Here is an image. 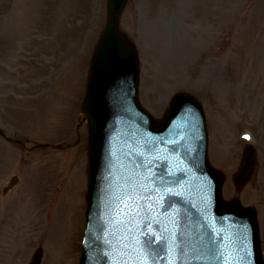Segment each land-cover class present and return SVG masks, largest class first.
<instances>
[{
    "label": "rangeland",
    "instance_id": "1",
    "mask_svg": "<svg viewBox=\"0 0 264 264\" xmlns=\"http://www.w3.org/2000/svg\"><path fill=\"white\" fill-rule=\"evenodd\" d=\"M106 19L107 0H0V129L44 146L27 152L0 136V264H26L38 246L44 264L48 255L50 264H79L89 149L82 104ZM121 29L137 46L140 102L155 119L179 92L202 104L224 199L257 209L264 253V0H131ZM248 143L256 170L238 189ZM59 199L67 209L55 227Z\"/></svg>",
    "mask_w": 264,
    "mask_h": 264
},
{
    "label": "water",
    "instance_id": "2",
    "mask_svg": "<svg viewBox=\"0 0 264 264\" xmlns=\"http://www.w3.org/2000/svg\"><path fill=\"white\" fill-rule=\"evenodd\" d=\"M128 2L108 0L83 105L90 159L80 264H264L255 208L222 200L198 101L176 95L158 125L140 106L138 52L119 27ZM255 159L248 146L239 186Z\"/></svg>",
    "mask_w": 264,
    "mask_h": 264
},
{
    "label": "bare ground",
    "instance_id": "3",
    "mask_svg": "<svg viewBox=\"0 0 264 264\" xmlns=\"http://www.w3.org/2000/svg\"><path fill=\"white\" fill-rule=\"evenodd\" d=\"M41 129H42V131H45L44 127L42 125H41ZM62 207L67 209V206L65 204L62 205ZM62 207H61V199H59L58 202H57V206H56V215H55V224H54L55 227H57V225H58L57 222H56L57 215H59L58 216V223H59V221L61 220V216L64 215V213H65V211H64V209ZM69 218H71V214H69ZM53 232L54 231L52 230V233Z\"/></svg>",
    "mask_w": 264,
    "mask_h": 264
},
{
    "label": "flooded vegetation",
    "instance_id": "4",
    "mask_svg": "<svg viewBox=\"0 0 264 264\" xmlns=\"http://www.w3.org/2000/svg\"><path fill=\"white\" fill-rule=\"evenodd\" d=\"M27 151H31V149L30 150H27Z\"/></svg>",
    "mask_w": 264,
    "mask_h": 264
}]
</instances>
